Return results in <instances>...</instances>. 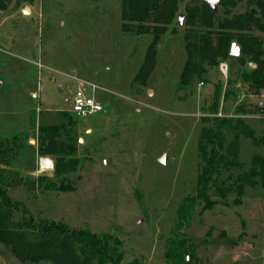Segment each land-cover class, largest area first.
<instances>
[{
	"label": "rangeland",
	"instance_id": "374dc122",
	"mask_svg": "<svg viewBox=\"0 0 264 264\" xmlns=\"http://www.w3.org/2000/svg\"><path fill=\"white\" fill-rule=\"evenodd\" d=\"M169 4L176 10L172 24L150 49L151 31L138 32L136 23L123 27L122 0L4 1L0 170L16 177L8 195L37 220L118 240L121 264H172V242L187 264H264V91L256 94L244 81L257 65L233 40L251 35L264 51V13L236 0L219 5L207 28L203 0ZM246 16L251 31L223 27ZM79 81L91 85V95L96 87L104 113L87 120L70 114L66 104ZM215 117L241 119L254 135L225 129L223 149L217 147L225 163L215 164L201 184L208 167L202 131L210 127L204 119ZM63 124V152L40 156L39 129ZM236 138L234 157L227 150ZM42 158L52 161V170L40 171ZM58 159L77 163L59 175ZM252 170L258 176L242 179ZM191 198L197 205L181 222L180 205ZM0 264L34 263L0 243Z\"/></svg>",
	"mask_w": 264,
	"mask_h": 264
},
{
	"label": "trees",
	"instance_id": "16d2710c",
	"mask_svg": "<svg viewBox=\"0 0 264 264\" xmlns=\"http://www.w3.org/2000/svg\"><path fill=\"white\" fill-rule=\"evenodd\" d=\"M4 1L0 0L1 8L5 7L3 6ZM169 1L122 0L123 27L126 28L129 24L136 23L138 24V32L149 33L151 31L154 38L150 49L154 48L158 43L160 34L172 24L173 14L176 10L175 6L173 9L172 5L169 4ZM246 2L249 8L259 7L264 13V0H246ZM235 3L236 0H221L219 5L227 7L228 5L233 6ZM202 6L201 21L207 28H210L216 14L210 10L206 3ZM195 13L197 12L195 11ZM235 24L227 22L226 26L223 25V27L238 32L251 31L253 27L252 17L246 16ZM233 40L242 47L243 53L257 65L256 69L245 73L244 81L252 92L260 94L264 91V60H262L264 51L261 42L245 33L234 36ZM203 41V44H208L207 40ZM223 59L230 58L225 54ZM195 65L196 59L193 60V65L189 68L195 71L197 70ZM201 73L202 70L197 71V74ZM204 120L210 124V127L204 128L202 131L201 152L203 160L209 168H205V176L200 179L201 184H206V175H211L210 170L215 164L219 166V164L225 163L226 156H220L217 149V147L223 149L225 129L233 130L249 138L254 135L253 130L241 119L215 117ZM66 129L67 126L64 124L61 127L40 128L38 132L40 143L38 154L53 157L62 153L64 146L60 144L58 139L65 135ZM208 147H212V151L209 153L206 150ZM238 149L239 143L236 138L227 153L235 157ZM76 163L75 160L58 159L56 161V173L59 175L67 173ZM251 174L253 177L258 176L257 172L252 170L250 173L243 174L242 179L251 181ZM14 178L16 177L13 176V173L5 169L0 170V243L11 248L18 259L34 264L42 261H49L53 264H121L123 252L122 245L118 240H112L109 236L99 237L88 231L75 230L56 222H44L35 219L23 203L13 201L8 195ZM251 186L254 187L255 182H251ZM197 200L191 198L182 202L180 205L181 222L190 216V212L197 205ZM16 216L19 217L18 220H16ZM168 257L172 264H187L182 248L174 242L170 244ZM132 264L141 263L136 261Z\"/></svg>",
	"mask_w": 264,
	"mask_h": 264
},
{
	"label": "built area",
	"instance_id": "2783aa9c",
	"mask_svg": "<svg viewBox=\"0 0 264 264\" xmlns=\"http://www.w3.org/2000/svg\"><path fill=\"white\" fill-rule=\"evenodd\" d=\"M220 72L223 76H228V65L226 63H221L219 66ZM79 89L72 95V99L67 103L68 111L70 114L75 116L79 120H87L95 118L102 113H104L103 104L98 101L94 93L96 92V87L92 86V95L86 91V87H91V85L85 81H79ZM222 117V116H219ZM49 160L48 163H44ZM40 171L48 172L53 169V163L50 159L42 158L39 161Z\"/></svg>",
	"mask_w": 264,
	"mask_h": 264
},
{
	"label": "water",
	"instance_id": "95a60500",
	"mask_svg": "<svg viewBox=\"0 0 264 264\" xmlns=\"http://www.w3.org/2000/svg\"><path fill=\"white\" fill-rule=\"evenodd\" d=\"M207 6L210 8V10L214 13L217 14L218 13V7L219 4L221 2V0H203ZM24 15H28L30 14V11L28 9H25L23 11ZM231 56L234 58H237L239 56V48L237 45H233L232 50H231ZM162 162V160H161Z\"/></svg>",
	"mask_w": 264,
	"mask_h": 264
},
{
	"label": "bare ground",
	"instance_id": "6f19581e",
	"mask_svg": "<svg viewBox=\"0 0 264 264\" xmlns=\"http://www.w3.org/2000/svg\"><path fill=\"white\" fill-rule=\"evenodd\" d=\"M44 163H48L49 164V160H46Z\"/></svg>",
	"mask_w": 264,
	"mask_h": 264
}]
</instances>
